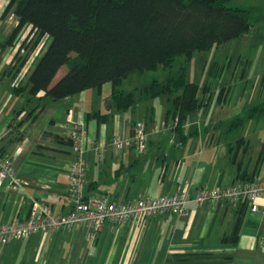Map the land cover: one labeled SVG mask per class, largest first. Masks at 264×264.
Segmentation results:
<instances>
[{"label": "crops", "instance_id": "0c3cea01", "mask_svg": "<svg viewBox=\"0 0 264 264\" xmlns=\"http://www.w3.org/2000/svg\"><path fill=\"white\" fill-rule=\"evenodd\" d=\"M8 2L0 0V152L12 159L24 184L0 187V221L27 217L33 199L50 204L55 213L72 208V201L62 194L69 185L67 172L74 155L59 138H68L74 124L84 126L87 139L103 145L101 154L85 152V198L103 193L125 200L156 197L176 192L186 181L196 187L264 180V117H246L228 131L229 123L246 113L236 116L222 132H216L220 125L215 123L205 131L196 127L186 133L191 124L187 120L180 134L173 128L174 120L166 119V97L157 117L155 98L140 97L130 112L116 108L112 85L110 92L103 85L92 86L62 98L48 97L44 90L31 95L29 76L45 48L39 53L38 44L15 71L29 27L9 41L19 18L13 12L2 16ZM252 62L248 57L244 74L237 76L236 68L237 82L227 86L221 103L238 107L243 99L255 104L264 100V71L251 74ZM138 120L149 131L145 151L112 145L114 137L129 135ZM167 128L175 133L164 132ZM258 205L252 210L246 200L190 202L186 215L106 222L95 233L87 225L41 230L26 237L32 245L22 242L26 238L0 244V264H264V190ZM235 228L238 236L231 240Z\"/></svg>", "mask_w": 264, "mask_h": 264}, {"label": "trees", "instance_id": "16d2710c", "mask_svg": "<svg viewBox=\"0 0 264 264\" xmlns=\"http://www.w3.org/2000/svg\"><path fill=\"white\" fill-rule=\"evenodd\" d=\"M9 12L19 18L10 42L26 26L35 36L22 43L19 52H24L15 71L44 38L49 40L29 76L31 95L44 90L48 97L62 98L111 82V100L118 109L134 108L140 97L165 95L166 119L174 120L173 128L180 134L190 115L212 96L208 84L187 79V62L165 80L154 78L132 90L119 85L135 72L172 68L179 56L190 60L193 52L240 37L252 25V11L231 0H9L2 16ZM67 63L69 68L57 77ZM227 88H221L220 102ZM254 116L264 117V100L234 118L227 130ZM59 140L72 141L70 136ZM237 229L229 239L237 238Z\"/></svg>", "mask_w": 264, "mask_h": 264}, {"label": "built area", "instance_id": "2783aa9c", "mask_svg": "<svg viewBox=\"0 0 264 264\" xmlns=\"http://www.w3.org/2000/svg\"><path fill=\"white\" fill-rule=\"evenodd\" d=\"M148 133L146 123L138 120L129 135L116 136L111 143L120 150L132 147L143 152L148 146ZM70 137L72 141L67 145L74 159L67 172L69 185L62 197L72 201V208L66 213H55L50 204L33 199L27 217L0 221V244L26 238L41 230H60L87 225L90 232L95 233L106 222L124 224L144 221L164 213L186 215L190 202L200 205L209 200L216 203L225 200L234 202L246 200L252 210L259 207L258 198L264 190V180L255 178L236 184L196 187L190 181H186L176 192L156 197L125 200L103 193L99 197L85 198L82 195L88 165L85 152L91 149L101 154L103 145L95 139H87L86 130L80 124L72 126ZM5 183L12 188L23 187L24 179L18 175L12 159L0 153V187Z\"/></svg>", "mask_w": 264, "mask_h": 264}, {"label": "rangeland", "instance_id": "374dc122", "mask_svg": "<svg viewBox=\"0 0 264 264\" xmlns=\"http://www.w3.org/2000/svg\"><path fill=\"white\" fill-rule=\"evenodd\" d=\"M231 4L245 7L252 11V25L250 30L245 34L224 43L214 45L209 49L195 51L191 55L190 60L186 56H179L176 58L175 65L172 68L161 67L156 70L146 71L142 74L139 72L132 73L119 86L124 90H132L136 86H143L154 78L165 80L181 63L187 62V79L196 81L201 85L208 84L212 96L206 106L201 107L190 115L188 123L191 124L185 127L186 133L196 127H200L205 131L206 127L214 125L215 123H219L221 126H216V132H222V129L234 117L242 116L245 113L247 114V110L255 104V100L243 99L238 107H232V105L227 106L219 102L218 95L223 86H230L233 82H237V76L240 72L241 74L245 73L248 66L245 62L248 60V57L253 60L249 68L251 74H259L264 71V0H231ZM26 38H29L31 42L35 39V36L30 33V27ZM48 41L47 38L42 40L39 44V53L46 47ZM240 54H244V56L240 58ZM237 67L238 70L236 69ZM68 68L69 63L64 64L60 68L57 77L63 74ZM236 73L237 76L234 78ZM241 77L244 78V75ZM247 83H250V81H247ZM111 85V82L103 83V90L110 92ZM165 97V95H160L153 100L155 106L154 112H156L157 117L160 111L161 114L163 113V101ZM121 110L130 112L132 108ZM193 120H196V123H193ZM163 131L175 133L171 128ZM232 133H237V130ZM22 242L30 245L34 243L31 241V238L23 239ZM12 243H16V240H13Z\"/></svg>", "mask_w": 264, "mask_h": 264}]
</instances>
